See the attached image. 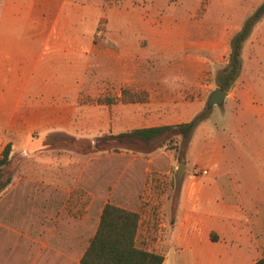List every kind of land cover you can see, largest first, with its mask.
<instances>
[{
  "label": "crops",
  "instance_id": "1",
  "mask_svg": "<svg viewBox=\"0 0 264 264\" xmlns=\"http://www.w3.org/2000/svg\"><path fill=\"white\" fill-rule=\"evenodd\" d=\"M208 1L205 13L198 17V5L182 28L168 23L169 0H2L0 133L6 138L0 157L8 143L11 158L16 150L41 147L34 134L110 132L109 109L117 133L170 125L152 119L166 116L168 86L187 88L200 75L197 61L178 56L197 52L203 36L215 59L229 60L231 39L253 3L240 23L230 19L213 28L207 24L213 5ZM258 68L255 87L237 82L227 92L220 132L207 122L196 127L185 167L193 179L182 177L170 219L164 208L157 215L141 209L130 179L106 194L100 186L67 190L48 183L46 190L35 189V263L80 264L106 203L141 214L137 245L162 255V264L264 260V63ZM173 73L179 79L168 82ZM152 76L164 82L151 84ZM180 104L178 113L187 118L178 124L203 110L196 102ZM20 138L30 139L21 145ZM45 250L47 261L40 257Z\"/></svg>",
  "mask_w": 264,
  "mask_h": 264
},
{
  "label": "rangeland",
  "instance_id": "2",
  "mask_svg": "<svg viewBox=\"0 0 264 264\" xmlns=\"http://www.w3.org/2000/svg\"><path fill=\"white\" fill-rule=\"evenodd\" d=\"M212 1L213 5L207 24L212 25L213 28L223 27L232 21L233 23H240L243 15L251 7L250 0ZM252 1L249 17L255 15L264 5V0ZM1 2L2 0H0ZM208 7V0H169L164 9L169 18V25L178 24L185 28L186 24L187 26L190 24L187 23L190 14H193L197 8V14L201 13V10H204L205 13ZM135 27L139 26L136 25ZM263 32L264 14L259 18L252 36L244 45L242 70L232 89L237 82H240V85L249 83L255 87L256 76L259 73L258 64L264 63V44L261 43ZM207 40L208 38L201 36V46L197 52H184L178 56L181 60L194 59L197 61L200 65V75L198 80L194 79L193 85H189L187 88L168 86L172 100L168 101L165 107L167 109V113H164L166 116L152 117L158 121L157 123L175 125L183 122L187 117L179 115L181 112H178L184 108L180 103L196 102L203 109L207 107L211 94L218 88L216 82L218 71L228 63V59L227 61H219L213 57V53L207 47ZM153 71L156 72V70ZM176 79H179V76L174 73L166 77L168 82ZM149 82L151 84L163 83L164 80L152 76L149 78ZM153 103L159 102L154 101ZM210 109L214 110L213 115L209 120L203 122H207L208 126L211 127L216 125L218 132H220L221 118L219 112L222 107L216 105ZM136 112H139V107H137ZM157 112L153 109L152 115ZM112 118L113 112L109 109L110 125L108 131L110 132L82 131L75 135L59 132L34 134L33 137L41 140V147L33 150L15 151L9 167L13 181L0 195V264H37L35 263V189L46 190L48 187L45 184L49 185L48 183L67 190H82L83 186L90 188L100 186L102 193L106 194L108 188L111 189L119 184L123 185L122 180L130 179L134 184V193H131V196L139 199L138 204L141 203V209L150 210L155 215L164 208L168 211L167 217L171 218V210L177 203L176 193L180 188L181 181H183V178L179 179L177 176L180 165L173 157L174 151H161L151 157L145 155L149 148H137L133 151L119 150V153L110 151L90 157L86 155L85 151H87L88 145L93 144L97 137L117 133L114 130ZM135 125L140 127L141 121L137 120ZM252 126L254 129L256 128L254 118L252 119ZM197 134H199V129H195L194 136L191 138L192 141ZM5 138L6 134L0 133V146L5 144ZM196 138L200 139L201 135ZM29 139L20 138L18 141H21L22 145L27 144ZM240 162H234V165L238 167ZM188 163L186 159V164L183 166L186 167ZM192 173V169H184L185 180H192ZM119 181L122 182L119 183ZM107 200L110 201L111 199ZM105 201L103 199L101 203L105 204ZM143 227L142 224V231ZM18 238H21L22 244L16 246L14 240ZM46 254L47 250L40 253V257L47 261Z\"/></svg>",
  "mask_w": 264,
  "mask_h": 264
},
{
  "label": "trees",
  "instance_id": "3",
  "mask_svg": "<svg viewBox=\"0 0 264 264\" xmlns=\"http://www.w3.org/2000/svg\"><path fill=\"white\" fill-rule=\"evenodd\" d=\"M204 10L198 14L200 18ZM259 18L255 15L245 20L241 29L232 37L227 65L217 74V87L229 92L242 70V50ZM99 103L104 100L99 99ZM211 109L205 107L191 121L157 127L135 129L116 134H104L89 144L86 155L95 156L119 150L149 148L147 157L161 151H174L173 157L179 165H185L187 152L196 127L209 117ZM47 146V144H45ZM12 144L8 143L0 157V195L11 185L13 175L10 171ZM180 189V188H179ZM177 197L179 190L176 193ZM175 204L174 209L176 208ZM141 214L106 203L94 237L90 240L80 264H162L164 257L137 245ZM254 264H264L259 260Z\"/></svg>",
  "mask_w": 264,
  "mask_h": 264
},
{
  "label": "water",
  "instance_id": "4",
  "mask_svg": "<svg viewBox=\"0 0 264 264\" xmlns=\"http://www.w3.org/2000/svg\"><path fill=\"white\" fill-rule=\"evenodd\" d=\"M264 14V5L255 14L256 17L260 18ZM228 93L220 88H217L210 96L207 107L212 108L213 106H222ZM185 166L180 165L177 171V176L179 179L183 177Z\"/></svg>",
  "mask_w": 264,
  "mask_h": 264
},
{
  "label": "built area",
  "instance_id": "5",
  "mask_svg": "<svg viewBox=\"0 0 264 264\" xmlns=\"http://www.w3.org/2000/svg\"><path fill=\"white\" fill-rule=\"evenodd\" d=\"M103 34H104V30L101 28V29L97 30L96 37L101 38L103 36Z\"/></svg>",
  "mask_w": 264,
  "mask_h": 264
}]
</instances>
